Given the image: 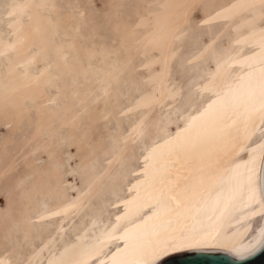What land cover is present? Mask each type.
<instances>
[{
  "label": "bare ground",
  "instance_id": "obj_1",
  "mask_svg": "<svg viewBox=\"0 0 264 264\" xmlns=\"http://www.w3.org/2000/svg\"><path fill=\"white\" fill-rule=\"evenodd\" d=\"M169 1L151 27L115 6L113 47L82 44L83 10L63 13L57 0H8L0 11V124L16 131L34 117L33 131L0 166L1 178L34 142L23 154L32 170L0 210V264H159L200 249L249 255L263 243L264 34L251 45L254 27L244 21L203 85L184 93L192 78L172 79L173 62L202 0ZM245 7L264 10V0H244L197 57L210 54ZM142 86L145 104L134 100ZM125 101L129 126L115 120L109 130ZM62 128L77 166L64 168ZM39 149L51 158L41 168L30 156Z\"/></svg>",
  "mask_w": 264,
  "mask_h": 264
},
{
  "label": "rangeland",
  "instance_id": "obj_2",
  "mask_svg": "<svg viewBox=\"0 0 264 264\" xmlns=\"http://www.w3.org/2000/svg\"><path fill=\"white\" fill-rule=\"evenodd\" d=\"M7 1L8 0H0V11L4 9L3 11L5 12ZM61 1L63 2L61 3ZM243 2L244 0H202V2L195 10L190 21L186 25L187 32L185 37L181 41V50L179 52L177 60L173 62V69L171 73L172 79L176 80L177 83L181 80L184 81L185 77H188L185 75V73L190 75V77L192 78L189 84L184 88V93L188 90L189 87L203 85L206 78L208 77L207 68L212 65L213 62L223 53L225 48L241 38L243 33L242 30H244L241 24L244 21L245 24L252 25L254 27V35L251 45H255L260 41V38L264 34V10L256 9L254 7H245L243 8V12L238 20H234V22L229 25L227 30H225L222 35L216 40L213 50L210 52V54L205 58L197 57L199 50L205 47L211 41L212 37L225 26V23L230 18V16L242 6ZM57 3L61 6L63 13H67V11L76 8L78 9H76L77 12H79V10L81 9L83 10V20L81 19L83 24L81 25V29L79 31L80 33L78 35L80 40L82 39V44H90L92 40L96 41L97 43L105 41L111 47L116 46L120 38L119 31L116 25V21L118 20V18L114 14L115 6H118L121 9L122 17L124 19L129 20L132 24L137 26H142V23H144L145 21V24L148 25V27L153 26L157 21L159 15L163 14L164 11L170 9L173 6L172 2L169 0H111V2L110 0H57ZM158 11L159 13H157ZM4 12L2 13L4 14ZM2 13L0 12V15ZM249 17L252 18L251 22L249 21ZM240 18L241 21L239 22ZM2 22H0V26H2L1 28H3V26L4 28H6V18ZM249 22L251 24H249ZM114 28H116L115 31L113 30ZM80 35L82 38L80 37ZM97 37L99 39H102L99 40ZM90 38L91 40H89ZM159 51L160 48L158 46L153 50L154 53H157ZM181 60H184L186 62H182L183 64H180L179 62ZM257 61L260 62V58H258ZM148 69L149 67L146 68L147 71ZM146 70H142L141 73H146ZM189 71L192 72L189 74ZM125 82L126 81L122 80V82L118 84L119 88H124ZM184 82H186V80ZM52 90L55 89L53 88ZM144 90L145 88L143 87V92H139L134 95V100L136 102L138 101L142 104H145L144 99L146 100L149 94V90L147 89V94V90ZM123 99L125 98L123 97ZM129 108L130 102L125 101L122 108L123 115L118 116L116 119L114 117L110 118V124L107 125L108 128L110 127L109 130L114 129L117 126L116 124L118 123V121L120 123L123 122L122 125L124 126V128H127L129 126L130 120L128 121L129 117H127V114L130 110ZM115 120L117 121V123ZM32 121L30 120L26 122V120H24L21 127L16 131L12 130L11 124H0V152L4 153V150H6V152L3 154L5 157L0 160V166H2L5 161L9 160L12 153H15L16 150L21 148L24 136L29 135L33 131L34 126H32ZM102 122H99V124L104 125L105 123ZM105 127L106 124L102 126V129L104 128L102 130L101 125L97 124V129L95 128L96 132L94 133L98 134L97 132H101L100 129L103 132L105 131L104 133L101 132L102 134L107 133V128ZM112 132L105 135L111 138V136L109 135L112 134ZM67 133V128L61 129L62 140L59 142V145L56 146L59 150H66L68 153H70L69 160L67 161V165H65L64 168H67L68 165L77 166V160H79V156L76 154V144L69 143ZM100 135L98 136L102 137V135ZM107 136L105 137L103 135L104 141H107ZM7 137H12V139H8ZM99 140H102V138H100ZM5 141L6 146H1V144ZM108 141L110 142L111 140L108 139ZM33 144L34 142L32 140L27 143L23 150L16 155V158L18 159L17 166L12 169L10 173L6 174L7 176L4 175L0 178V210L2 211L9 206L8 202L11 194H13L14 192V184L16 182H20V177H27L29 172H31L32 170L30 165L27 164V160L23 158V154L31 147H33ZM30 156L36 158L34 166L37 165V168L46 166V164L51 160L48 153H46L44 149H39L35 152H32ZM72 175H69V178L72 179L75 183L78 182L79 179L77 172L72 173ZM27 182H29V180L24 181L22 183V186L27 184ZM122 202L119 204V206L122 205ZM109 207L112 206L110 205ZM26 249L27 248H22L23 251H26ZM111 260L112 258L108 259L106 263Z\"/></svg>",
  "mask_w": 264,
  "mask_h": 264
},
{
  "label": "water",
  "instance_id": "obj_3",
  "mask_svg": "<svg viewBox=\"0 0 264 264\" xmlns=\"http://www.w3.org/2000/svg\"><path fill=\"white\" fill-rule=\"evenodd\" d=\"M261 182L264 191V163ZM159 264H264V241L249 255H236L222 249H200L171 255Z\"/></svg>",
  "mask_w": 264,
  "mask_h": 264
}]
</instances>
